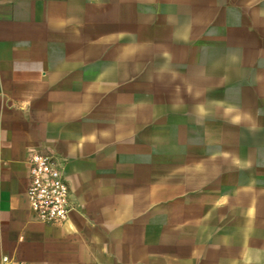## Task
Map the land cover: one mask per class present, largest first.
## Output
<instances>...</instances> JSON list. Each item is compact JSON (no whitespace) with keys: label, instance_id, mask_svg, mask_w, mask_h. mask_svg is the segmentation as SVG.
<instances>
[{"label":"crops","instance_id":"obj_1","mask_svg":"<svg viewBox=\"0 0 264 264\" xmlns=\"http://www.w3.org/2000/svg\"><path fill=\"white\" fill-rule=\"evenodd\" d=\"M57 157L72 208L28 206ZM264 264V0H0V264Z\"/></svg>","mask_w":264,"mask_h":264},{"label":"built area","instance_id":"obj_2","mask_svg":"<svg viewBox=\"0 0 264 264\" xmlns=\"http://www.w3.org/2000/svg\"><path fill=\"white\" fill-rule=\"evenodd\" d=\"M25 197L33 217L43 223L60 224L72 208L68 183L56 156L32 152L28 157V184ZM2 264H8L2 256Z\"/></svg>","mask_w":264,"mask_h":264}]
</instances>
